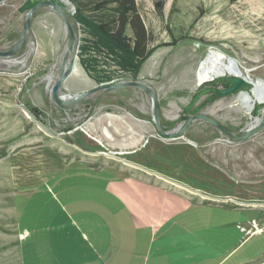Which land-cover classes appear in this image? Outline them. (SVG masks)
Here are the masks:
<instances>
[{
  "label": "rangeland",
  "instance_id": "1",
  "mask_svg": "<svg viewBox=\"0 0 264 264\" xmlns=\"http://www.w3.org/2000/svg\"><path fill=\"white\" fill-rule=\"evenodd\" d=\"M26 1L0 2V50L20 38ZM78 1L97 18V2H109L102 13L115 6ZM136 3L150 46L170 44L153 53L137 79L157 94L161 129L146 91L97 90L79 55L59 93L65 100L88 95L65 108L56 104L52 88L70 32L54 6L38 7L19 52L0 57V264H210L213 247L228 248L229 263L264 259V102L248 113L239 92L210 99L199 88L218 78L198 76L214 51L264 81V0ZM66 5L77 37L68 65L84 34L71 17L73 4ZM196 114L210 115L241 138L201 118L182 138L165 136ZM129 127L143 135L141 144L129 141Z\"/></svg>",
  "mask_w": 264,
  "mask_h": 264
},
{
  "label": "trees",
  "instance_id": "2",
  "mask_svg": "<svg viewBox=\"0 0 264 264\" xmlns=\"http://www.w3.org/2000/svg\"><path fill=\"white\" fill-rule=\"evenodd\" d=\"M39 1L27 0L20 10H30ZM71 1L76 6L71 17L84 34L79 45V61L88 76L98 84L119 79H138L145 62L153 53L164 45H170L150 46V36L136 0H110L115 6L113 13L109 14L101 12L109 2H97L95 9L100 13L98 18L87 14L83 3ZM62 5L67 8L65 4ZM128 28L131 29V36L127 33ZM221 79L202 83L199 89L203 91H200V95L210 96L211 88L223 84L219 82ZM210 99L216 97L210 96Z\"/></svg>",
  "mask_w": 264,
  "mask_h": 264
},
{
  "label": "water",
  "instance_id": "3",
  "mask_svg": "<svg viewBox=\"0 0 264 264\" xmlns=\"http://www.w3.org/2000/svg\"><path fill=\"white\" fill-rule=\"evenodd\" d=\"M2 1H4V0H0V2H2ZM65 1L67 3H70V4L72 3L71 0H65ZM65 1L64 0H41V1H39L35 6H33L30 9L29 14H28V18L25 21L23 31H22L21 36L18 39V41L9 50H0V57H9V56H13V55L17 54L25 42V39L27 36V31L31 26L33 14L37 10V8L40 6H47V5L54 6L56 8V10L59 12V14L61 15V17L64 19V21L68 27V30L70 32V42H69L68 50L66 51L65 56L63 58L61 75H60L59 80L54 84V86L52 88V96H53L56 104L60 108H65V107H68L69 105H73V104L77 103L78 101H80L83 97L88 95V94H85V92H83L82 94H80L79 96H77L73 99L65 100L64 96H61L59 93L62 83L73 72V70L75 68V62L78 58V50L76 49L77 46H75L74 57L72 58V60L67 65L69 51L74 48V44H75V42H77V37H76L75 30L73 28L72 21L70 18L67 17V13H66L67 8H65L62 5V3L65 5L67 4ZM73 6H74V11H75L76 6L75 5H73ZM217 78L218 79L223 78L226 82L230 83V86L227 88H218L215 96L224 97V96L234 94L235 92H239V93H243V92L249 93L250 92V91L244 90V88L251 85V82H249L246 78L235 76V75H228V76L225 75V76H221V77H217ZM258 80H260L264 83L263 80H261V79H258ZM131 86H135V87H139V88L143 89L152 98L154 121H155L156 125L158 126V128L161 129V108H160V104H159V99L157 97L156 92L151 88V86L143 83L140 80L131 79V80L123 82L121 84L116 83V81L100 83L99 85H97V90L119 89V88H123V87H131ZM198 118L205 119L208 122L214 124L220 131L224 132L225 134L232 135V129L223 125L218 120L212 118L210 115H208V114H196V115L190 117L189 120L187 121V124L184 127H182L180 130L175 131V132H171V133H165V136L167 138H182L186 129L190 125V123L193 120L198 119ZM253 133H254V131H251V132H248L247 135L253 134Z\"/></svg>",
  "mask_w": 264,
  "mask_h": 264
},
{
  "label": "bare ground",
  "instance_id": "4",
  "mask_svg": "<svg viewBox=\"0 0 264 264\" xmlns=\"http://www.w3.org/2000/svg\"><path fill=\"white\" fill-rule=\"evenodd\" d=\"M75 66H76V62H75ZM75 71H78V69H76ZM241 73H243L242 76H240ZM227 74L246 78L254 86L252 91H250L249 93L247 92L240 93V95L237 98V101H239L242 104V106L248 111V113L252 112L254 106L257 103L264 102V90H263L264 83L260 80L254 79L250 75L249 69L248 71L244 72L242 66L239 64V62L236 59L232 57L227 58L221 52L211 51L208 54L207 58L203 62H201L198 69L199 77L210 76L212 78H217ZM49 80H50L49 86H51L53 82V78L50 77ZM252 126H254V124L250 125V127ZM100 140L101 139H99V141Z\"/></svg>",
  "mask_w": 264,
  "mask_h": 264
},
{
  "label": "crops",
  "instance_id": "5",
  "mask_svg": "<svg viewBox=\"0 0 264 264\" xmlns=\"http://www.w3.org/2000/svg\"><path fill=\"white\" fill-rule=\"evenodd\" d=\"M88 131H89V134L91 133V135H92V139L95 141V142H98L99 143V134L98 133H95L94 131H90L89 129H88ZM129 131L132 133L133 132V134H131V139L129 138V141H134V143H140L141 144V142H142V140H143V135H141L140 133H138V132H140V131H134L133 129H132V127H129ZM109 130L107 129V128H105L104 127V134H105V136L106 137H109V138H111L112 136H110V134H109ZM129 132V133H130ZM111 133V132H110ZM112 134V133H111ZM97 138V139H94V138ZM113 138H114V136H113ZM112 139V138H111ZM127 141V140H126ZM127 142H125L124 144H126ZM51 164H53L52 162L51 163H49L48 165H47V168L49 167V165H51ZM202 197H204L205 199H209V200H211V201H216V202H218V201H222V202H226V201H228L226 198H217V197H213V196H208V195H203ZM215 202V203H216ZM203 203H206V202H203ZM199 205H202V204H199ZM239 226V225H238ZM243 226V225H242ZM260 233H263L264 234V228H263V231L262 232H260ZM176 238V237H175ZM248 238H250V237H247V238H244V239H242V241H241V243H240V241L238 242V245L237 246H239V245H241L244 241H246ZM176 240H177V238H176ZM221 243H222V240H221ZM224 244H226V241L224 242ZM175 245H177V243L175 244ZM230 254L231 253H229V250H228V248H226V249H221V250H217V249H215L214 247H213V250L209 253V257H211V258H213V260L210 262V264H264V259H260V257H257V258H255V259H253V258H250L249 260H246V259H242V258H240V260H237V261H235V262H233V263H229V259H230ZM183 260H186V256L184 255L183 257ZM195 257H192V256H188V259H194ZM264 258V257H263ZM198 260H199V262L198 263H201L202 261H204L205 260V256H204V258H203V256H200L199 258H197ZM204 259V260H203ZM196 263H197V261H196ZM203 263V262H202Z\"/></svg>",
  "mask_w": 264,
  "mask_h": 264
},
{
  "label": "flooded vegetation",
  "instance_id": "6",
  "mask_svg": "<svg viewBox=\"0 0 264 264\" xmlns=\"http://www.w3.org/2000/svg\"><path fill=\"white\" fill-rule=\"evenodd\" d=\"M219 86V85H218ZM218 86H216V87H214V88H211L210 89V96H212V97H216L215 96V94H216V92H217V89L218 88H220V87H218ZM222 88H227V87H229L230 86V83H228V82H226L225 80H224V84H222ZM214 125V124H213ZM230 129H232V128H230ZM230 138H232V139H238V138H241L240 136H238L237 134H236V130H234V129H232V135H228Z\"/></svg>",
  "mask_w": 264,
  "mask_h": 264
},
{
  "label": "built area",
  "instance_id": "7",
  "mask_svg": "<svg viewBox=\"0 0 264 264\" xmlns=\"http://www.w3.org/2000/svg\"><path fill=\"white\" fill-rule=\"evenodd\" d=\"M239 227L243 230V231H248V229H246L245 226L239 225ZM258 229V228H257Z\"/></svg>",
  "mask_w": 264,
  "mask_h": 264
}]
</instances>
